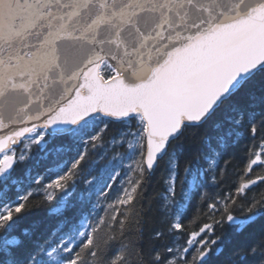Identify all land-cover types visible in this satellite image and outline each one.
<instances>
[{
    "label": "trees",
    "instance_id": "trees-1",
    "mask_svg": "<svg viewBox=\"0 0 264 264\" xmlns=\"http://www.w3.org/2000/svg\"><path fill=\"white\" fill-rule=\"evenodd\" d=\"M101 75L115 72L103 64ZM142 126L96 116L13 146L0 176V206L14 204L0 219V264H264V66L183 125L153 171L145 135L131 151L120 142ZM82 222L86 237L53 255Z\"/></svg>",
    "mask_w": 264,
    "mask_h": 264
},
{
    "label": "water",
    "instance_id": "water-1",
    "mask_svg": "<svg viewBox=\"0 0 264 264\" xmlns=\"http://www.w3.org/2000/svg\"><path fill=\"white\" fill-rule=\"evenodd\" d=\"M263 66L264 0H0V153L36 128L139 115L153 171Z\"/></svg>",
    "mask_w": 264,
    "mask_h": 264
},
{
    "label": "rangeland",
    "instance_id": "rangeland-1",
    "mask_svg": "<svg viewBox=\"0 0 264 264\" xmlns=\"http://www.w3.org/2000/svg\"><path fill=\"white\" fill-rule=\"evenodd\" d=\"M136 116H138L141 119L139 115H136ZM44 133H45L44 129L36 128L35 130L31 131L23 140H20V142L21 144H24L23 145L25 146L24 148H29L33 143L39 141L41 136L44 135ZM142 135H145L144 124L142 127L135 128L129 134H126L122 139H120V142L121 143L125 142L129 146L130 151H131L136 147L137 144L140 143L142 139ZM12 147L9 148L7 151L0 153V176L2 175V172L4 171V169L10 166L14 162V160L17 159L18 153L16 151H12ZM118 158L122 159V156H118ZM119 159L115 161L114 159L108 160L107 170H109V172H112L111 173L112 178L116 176V169L120 161ZM127 159L128 157H126L123 161H126ZM93 182H95V179H90L88 181V185L92 186L91 183ZM13 207H14L13 202L4 203L2 206H0V219L8 216ZM87 234H88V225L86 222H82L80 225V228H78L76 231L70 234L63 236L60 239L59 244L53 248L52 254L55 256H58V255H61L71 250V248L77 242L85 238Z\"/></svg>",
    "mask_w": 264,
    "mask_h": 264
}]
</instances>
